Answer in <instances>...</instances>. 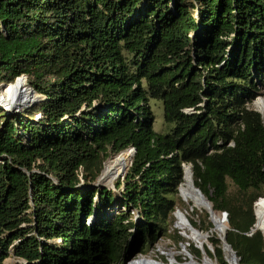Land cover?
Segmentation results:
<instances>
[{
	"label": "trees",
	"instance_id": "trees-1",
	"mask_svg": "<svg viewBox=\"0 0 264 264\" xmlns=\"http://www.w3.org/2000/svg\"><path fill=\"white\" fill-rule=\"evenodd\" d=\"M20 75L40 98L0 106V264L146 254L172 236L185 165L227 214L237 264H264L252 230L264 118L250 107L264 80V0H0V83ZM153 101L165 132L154 130ZM129 147L117 196L92 186ZM190 223L213 226L207 212ZM210 242L206 255L227 264L220 238Z\"/></svg>",
	"mask_w": 264,
	"mask_h": 264
},
{
	"label": "bare ground",
	"instance_id": "bare-ground-1",
	"mask_svg": "<svg viewBox=\"0 0 264 264\" xmlns=\"http://www.w3.org/2000/svg\"><path fill=\"white\" fill-rule=\"evenodd\" d=\"M16 92L18 96L15 97ZM0 97L11 104L12 108L19 107L24 104H29L35 95L24 85L21 78H17L12 84L4 86L0 90ZM257 109L260 112H264V99H258L256 101ZM132 157L130 149L121 151L120 153L110 157L104 162L103 168L99 175V183L105 186H111L113 182L123 174V171L129 166ZM184 181L180 184V196L190 206V209H204L210 211V219L214 224V229L218 231L220 237L225 232V221L221 220V216H218L216 212L212 211L209 204L206 202V198L201 196L194 190L192 185V179L189 169L185 168ZM253 213L255 217L254 226L261 231L264 237V197L253 203ZM186 211L179 210L176 213V226L178 228L188 231L185 236L193 237L196 239L204 238L199 232L194 231L191 227V223L186 216ZM198 241V240H197ZM202 241V240H201ZM199 242V241H198ZM201 244V243H200ZM228 252V251H227ZM230 253V252H229ZM229 257V256H228ZM229 264L233 263L231 258H228ZM204 261L211 264L207 256L204 254ZM128 264H177L174 260L167 262L155 261L146 257H138L131 260Z\"/></svg>",
	"mask_w": 264,
	"mask_h": 264
},
{
	"label": "rangeland",
	"instance_id": "rangeland-1",
	"mask_svg": "<svg viewBox=\"0 0 264 264\" xmlns=\"http://www.w3.org/2000/svg\"><path fill=\"white\" fill-rule=\"evenodd\" d=\"M25 83V82H24ZM8 84H2L0 83V90L4 87L7 86ZM26 86V85H25ZM259 94L258 96L251 102L250 107L258 112H260L257 109V105H256V101L258 99H264V80L259 84ZM34 94V93H33ZM35 95V94H34ZM18 96V93L16 92L15 97ZM36 98V97H35ZM34 98V99H35ZM32 99V100H34ZM31 100V101H32ZM7 106L5 108H7L6 112L7 113H12V112H16L19 111L21 108L23 107H16V108H11V104L4 102V104L0 103V106ZM3 108V107H2ZM152 109H153V114H154V130L157 132H165L167 130V126L164 124L163 121V117H162V108H161V104L159 102H152ZM261 116L264 118V112H260ZM110 157L106 158L104 160V162L109 159ZM103 162V165H104ZM187 167V165L184 166V168ZM103 168V166H102ZM124 174L121 175L120 177H118L111 186H104L108 189H111L114 192V196H117L118 192L122 189V186H120L119 189H115L114 188V183L117 180H122ZM180 197V203L178 204V207L174 210L173 212V222L169 228V232L171 233V237H164V238H160L152 247L151 249H149L147 251L146 254H139L135 258L138 257H146V258H150L152 260L155 261H161V262H167L169 260H174L177 264H209L207 262L204 261V254L206 255L204 249H203V245H207V247L209 248V250L211 251L212 255H215V251L213 250V247L211 245L210 242V238L216 234L218 237H220V234L218 233V231H216L214 229V225L212 223V228L208 229V230H199L194 228L192 225V227L194 229H196L201 235H204V238L202 239H196V238H191V237H187L185 236L186 233H188L187 230L184 231V229L178 228L176 226V213L181 210V211H186V216L188 218L189 221H195L198 225H202V220H203V216L204 213L206 212V210L204 209H194L193 211L190 209L189 204H187L179 195ZM178 210V211H177ZM216 214L218 216H221L220 212H216ZM209 215V214H208ZM210 219V216H209ZM211 221V219H210ZM212 222V221H211ZM204 224V223H203ZM226 225V222H225ZM178 233L181 237H182V242H176L175 239L173 238V235ZM199 242H198V241ZM202 240V241H201ZM201 243V244H200ZM194 249H198L201 252V257L200 260L195 256V253L193 252ZM223 253H224V259L226 261L227 264L228 263V258L230 257V253L227 252L225 249H223ZM207 256V255H206ZM229 256V257H228ZM208 261L211 264H218L216 262V260L214 258H209L207 256ZM132 260V259H130ZM130 260H128L125 264H127ZM6 262L9 264H18L17 260L13 259V258H8L6 259Z\"/></svg>",
	"mask_w": 264,
	"mask_h": 264
},
{
	"label": "water",
	"instance_id": "water-1",
	"mask_svg": "<svg viewBox=\"0 0 264 264\" xmlns=\"http://www.w3.org/2000/svg\"><path fill=\"white\" fill-rule=\"evenodd\" d=\"M17 78H21L22 79V81H25V76L24 75H20L19 77H17ZM16 78V79H17ZM15 79V80H16ZM14 80V81H15ZM29 86V85H28ZM29 88H30V90H31V92L32 93H34L35 94V99L34 100H32L31 102H29V104H31L32 102H34L35 100H37L38 98H40V95L38 94V93H36L30 86H29ZM29 104H24V105H21V106H19L20 108L21 107H28L29 106ZM12 108V107H11ZM260 113V112H259ZM128 149H130V151L132 152V155H133V153H134V147H129ZM129 165H130V163H129ZM186 168V167H185ZM185 168H184V173H185ZM187 168L189 169V166H187ZM189 171H190V169H189ZM101 173V172H100ZM125 173V170L123 171V174ZM122 174V175H123ZM190 174H191V172H190ZM100 175V174H99ZM99 175L97 176V178L95 179V181L94 182H92L91 183V185L92 186H98V187H104L105 185H102V184H100L99 183ZM192 185H193V187H194V190L197 192V193H199L201 196H203V194L201 193V191L197 188V187H195L194 186V184H193V182H192ZM178 194L180 195V185H179V187H178ZM206 202L209 204V207L212 209V207H211V203L208 201V200H206ZM178 211V210H177ZM206 212L209 214V216H210V211H208V210H206ZM221 220L223 221H225L226 222V220H227V214L225 213V212H222L221 213ZM214 225V224H213ZM225 227V232L223 233V235L221 236V237H219L220 238V241H221V243H222V246H223V249H225L226 251H228V252H230V258H231V260L233 261V263H237V261H238V258L236 257V255H235V253L231 250V247H230V245L228 244V243H226V241H225V233H226V230H227V225H225L224 226ZM194 231H197L196 229H194L193 227H191ZM253 229H256L255 228V226L252 228V230ZM198 232V231H197ZM261 232V231H260ZM263 241H264V237H263ZM228 263H229V261H228Z\"/></svg>",
	"mask_w": 264,
	"mask_h": 264
},
{
	"label": "built area",
	"instance_id": "built-area-1",
	"mask_svg": "<svg viewBox=\"0 0 264 264\" xmlns=\"http://www.w3.org/2000/svg\"><path fill=\"white\" fill-rule=\"evenodd\" d=\"M25 81H23V83H24ZM24 85H26L27 87H28V89L30 90V88H29V86L26 84V83H24ZM31 91V90H30ZM4 102H6L4 99H2L1 97H0V103H2V104H4ZM2 106V105H1ZM3 108H5V107H7L6 105L4 106H2Z\"/></svg>",
	"mask_w": 264,
	"mask_h": 264
}]
</instances>
